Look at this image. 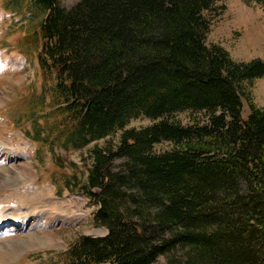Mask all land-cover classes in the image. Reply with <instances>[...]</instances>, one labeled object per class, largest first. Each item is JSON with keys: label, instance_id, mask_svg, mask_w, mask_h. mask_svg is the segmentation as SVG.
Here are the masks:
<instances>
[{"label": "trees", "instance_id": "16d2710c", "mask_svg": "<svg viewBox=\"0 0 264 264\" xmlns=\"http://www.w3.org/2000/svg\"><path fill=\"white\" fill-rule=\"evenodd\" d=\"M11 1L42 15L27 40L41 42L64 145L120 130L88 149L79 185L107 232L80 235L58 264H264V108L249 101L243 117L241 91L264 61L206 44L211 0ZM180 111L198 115L183 124ZM140 116L152 123L126 127Z\"/></svg>", "mask_w": 264, "mask_h": 264}, {"label": "rangeland", "instance_id": "374dc122", "mask_svg": "<svg viewBox=\"0 0 264 264\" xmlns=\"http://www.w3.org/2000/svg\"><path fill=\"white\" fill-rule=\"evenodd\" d=\"M79 1L59 0V4L70 9ZM211 2L212 9L204 12L210 22L206 44L221 45L235 60L264 61V5L243 0ZM15 5L11 0H0V145L19 154L18 158L0 154V219L11 221L4 225L0 236V264H53L49 257L57 259L58 264L63 259L61 253L80 235L107 232L93 222L96 206L79 185L85 182L88 149L108 141L115 145L120 130L81 149L64 145V137L59 134L62 126L55 111H49L50 92L44 87L46 81L36 58L41 42L32 46V41L27 40L37 34L42 15L26 10L25 2ZM241 91L243 117L250 113L249 101L264 108V76L243 82ZM197 115L180 111L173 116L187 124ZM151 123L140 116L131 119L126 127L140 128ZM36 132H41L39 140ZM170 147L171 143L163 141L153 150L161 152ZM23 169L27 172L18 179ZM6 176L12 178L8 186L3 183L9 179ZM66 202H71L75 218L51 221L54 211L50 206L62 207ZM34 211L41 217L29 218ZM61 212L68 214L67 210ZM26 218L29 219L23 228L12 223ZM35 238L38 245H34ZM164 262L160 256L153 264Z\"/></svg>", "mask_w": 264, "mask_h": 264}, {"label": "bare ground", "instance_id": "6f19581e", "mask_svg": "<svg viewBox=\"0 0 264 264\" xmlns=\"http://www.w3.org/2000/svg\"><path fill=\"white\" fill-rule=\"evenodd\" d=\"M1 153H3V154H5V156H7V157H9V158H14V157H16V158H18L19 157V154H18V152H17V150H15V151H13V150H11V149H6V147H1V145H0V154ZM27 172V170L26 169H23V173H20V175H19V177H17L18 179L24 174V173H26ZM8 177L9 176H6L5 177V179H8ZM17 181V180H16ZM12 182V178L11 177H9V179L6 181H3V183H4V185H6V186H8L9 184L8 183H11ZM18 182V181H17ZM13 184V183H12ZM3 188V187H2ZM45 193V192H44ZM51 205V204H50ZM49 205V206H50ZM50 208H51V210H53L54 212L52 213V215H51V218H50V220L51 221H55V220H58V219H68V218H70V219H73V218H75V213L73 212V208H72V204H71V202H66V203H64L63 204V206L62 207H60V206H58L57 204H53V205H51L50 206ZM59 210V211H58ZM65 210H67V212H68V214H66V215H63V213L64 212H61V211H65ZM45 213H43L42 215H44ZM33 216V218H35V216H39V217H41V215H40V213H38V214H36L35 213V211L32 213H30V215H29V218H30V216ZM63 215V216H62ZM70 215V216H69ZM31 216V217H32ZM68 216V217H67ZM29 218H26V219H23V220H21V221H19V222H16V221H14V222H12L13 224H20L21 225V227L23 228L26 224H27V220L29 219ZM36 221V220H35ZM9 222H11L10 220H9V218H1L0 219V236L2 235V231H3V229H4V227L6 226L5 224L6 223H9ZM9 224H11V223H9ZM5 225V226H4ZM36 240L38 241V239H36L35 238V243H34V245L36 244V245H38L39 243V241L38 242H36ZM4 242H6V241H4ZM0 243H2V242H0Z\"/></svg>", "mask_w": 264, "mask_h": 264}]
</instances>
